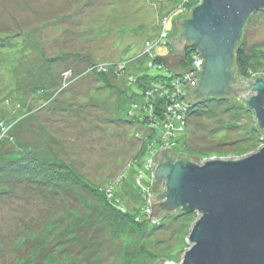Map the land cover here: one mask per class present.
Returning a JSON list of instances; mask_svg holds the SVG:
<instances>
[{
	"label": "rangeland",
	"instance_id": "obj_1",
	"mask_svg": "<svg viewBox=\"0 0 264 264\" xmlns=\"http://www.w3.org/2000/svg\"><path fill=\"white\" fill-rule=\"evenodd\" d=\"M193 6L0 0V264L182 263L199 214L159 223L147 216L159 194L154 155L170 147L204 163L264 144L242 91L233 92L234 103L206 99L191 108L186 94L196 81L186 68L178 85L160 59L175 50L154 43L177 36L176 20ZM245 48L254 72L264 74V10L251 17ZM157 110L171 120L154 129ZM124 170L132 172L127 179Z\"/></svg>",
	"mask_w": 264,
	"mask_h": 264
},
{
	"label": "water",
	"instance_id": "obj_2",
	"mask_svg": "<svg viewBox=\"0 0 264 264\" xmlns=\"http://www.w3.org/2000/svg\"><path fill=\"white\" fill-rule=\"evenodd\" d=\"M260 10H264V0H201L180 24L182 31L172 44L178 51L199 52L203 60V70L190 76H201L197 85L188 84L191 90L196 85L193 99L230 97L234 103L233 92L242 91L240 98L254 111L264 143V78L240 79L231 85L239 77L234 66L236 46L247 22ZM168 56L160 59L175 71ZM254 91L256 95L246 97ZM166 150L172 149L160 150L158 164L154 157L160 151L153 157V176L164 187L163 191L155 183L152 187L159 191L150 198L155 217L177 210L199 214L181 264H264V144L244 157L210 158L204 163L176 159ZM159 261L173 264L164 258Z\"/></svg>",
	"mask_w": 264,
	"mask_h": 264
},
{
	"label": "trees",
	"instance_id": "obj_3",
	"mask_svg": "<svg viewBox=\"0 0 264 264\" xmlns=\"http://www.w3.org/2000/svg\"><path fill=\"white\" fill-rule=\"evenodd\" d=\"M195 2H196V5H195ZM189 3H191V5L194 3V6H193V8L195 7V6H197V4L199 3V0H189ZM193 8H191L190 9V11L188 12V15L187 16H185V17H183V18H181V19H179L178 20V26H179V33L177 34V36H179V34L181 33V31H182V27L180 26V24L183 22V21H185V20H187L190 16H191V11H192V9ZM250 21V20H249ZM248 23L249 22H247V24H246V26H245V28H244V34H243V37H242V40L237 44V46H236V50H235V62H234V66H235V68H236V70H237V73H238V76H240L242 79H245V80H248L249 78H253L254 77V79L256 78V77H258V76H262L263 78H264V76L263 75H258L256 72H254V70H253V65L251 64V59H250V57H249V55H248V52H247V50H246V48H245V35H246V31H247V26H248ZM165 31H168V30H166L165 29ZM177 36H175V37H177ZM175 37H172V36H170V35H167L165 38H163V37H161V38H159L154 44H157V45H159L163 50L165 49V47H167V46H171V48L172 49H174L175 50V55H172L171 57L170 56H168V60H170V58H171V61L172 62H174V64L176 65V71H174V75H173V77H174V79L176 80V83L179 85H181V84H183V80H184V78H186L188 75H190V72L191 71H193L194 70V67H195V65H196V57H199V55H200V53L199 52H197V51H195V50H185V51H178L177 49H176V47L172 44V40H173V38H175ZM189 44H191L192 42H188ZM153 44V43H152ZM147 49H149V46L147 47ZM159 57H167V56H160L159 55ZM249 59H250V61H249ZM188 69L187 70V73H188V75L187 76H184V75H182V72L185 70V69ZM172 73H173V69H172ZM186 75V74H185ZM139 78H142L143 80H145L146 78H144V75L143 76H141V77H139ZM201 80V76H200V74H199V76H198V80L196 81V83L198 84V82ZM250 80V79H249ZM232 83H233V81H232ZM232 83H231V85H232ZM196 84V85H197ZM196 85L195 86H193L192 87V90L196 87ZM192 90H191V93H189V95H191V97H192ZM166 94H167V96H171L170 95V93L167 91V92H165ZM164 93V94H165ZM171 99V98H170ZM206 99H212V100H215V99H213V98H205V99H201V100H194L193 99V97H192V99H191V104H190V106H191V108H193V107H196L195 105H197V104H200V103H202V102H205L206 101ZM224 99V98H223ZM216 100H222V99H216ZM161 111L160 110H157V111H154V113H153V115H152V118L150 119V121L151 122H153V127H154V129H156V128H158V125H157V122H158V120L159 119H163L164 121H165V119H166V117H167V115H165V114H163V113H160ZM181 113H183V112H181ZM170 117V118H169ZM168 119H170L171 120V116H168L167 117ZM128 123H132L131 122V120H128ZM164 132L162 131L161 133H159L158 134V137H160L162 134H163ZM177 133V132H176ZM165 151V150H164ZM171 156H174V157H176V159H181V160H183V161H186V160H192V159H190L188 156H184V155H177L173 150H166ZM163 152V151H162ZM161 153V151L154 157L155 158V160H156V163L158 164V160H157V157H158V155ZM199 160L197 159L196 160V162H198ZM48 165H50V167L52 166V165H56V164H48ZM53 167V166H52ZM55 167V166H54ZM58 167V166H57ZM64 166H61L60 168H57V171L61 174L64 170H62L61 168H63ZM56 168V167H55ZM61 169V170H60ZM65 169V168H64ZM130 169H134V171H136V172H140L142 169L140 168V167H138V166H136V165H134V164H132L131 165V168ZM56 170V169H55ZM61 171V172H60ZM52 172H54V170H51V173ZM73 172V171H72ZM56 173V172H55ZM52 175V174H51ZM62 175V174H61ZM129 175H132V172H130V170H124L123 171V174H122V176H123V179H127L128 177H129ZM56 176H57V174H56ZM56 176H52V178H50V180H56L57 179V177ZM140 177H141V179H146V177H145V175L144 174H140L139 175ZM55 177H56V179H55ZM77 177H79L80 178V176L79 175H77ZM154 180H155V185L157 186V187H163V185H160V184H158V180L156 179V177L154 176V178H153ZM82 182H84V183H86L85 181H83L82 180ZM87 184V183H86ZM88 188L89 187H91L90 185H88L87 186ZM91 188H93V187H91ZM93 190H94V188H93ZM96 195L98 196V197H100V198H102V199H104V200H106L107 198H106V196H105V194H103L102 192H96ZM151 205V211H150V213L152 214V216L151 217H155V216H157V213L154 211V209H153V205H152V203H150ZM173 215H175V216H177V217H185V218H189V217H192L193 216V213H185V212H182L181 210H177V211H175V212H173L172 213ZM147 216H150V214L149 215H147ZM164 216L165 215H159L158 217H155V219H156V221H154V222H157V223H159L163 218H164ZM169 216H171V213L169 214V215H166L165 216V218L166 217H169ZM144 217V216H143ZM143 217H139L138 219H137V222H141L142 221V218ZM145 219V218H144ZM146 221V220H145ZM148 223H150V222H148ZM164 262V261H163ZM163 262H161V264H163Z\"/></svg>",
	"mask_w": 264,
	"mask_h": 264
},
{
	"label": "built area",
	"instance_id": "obj_4",
	"mask_svg": "<svg viewBox=\"0 0 264 264\" xmlns=\"http://www.w3.org/2000/svg\"><path fill=\"white\" fill-rule=\"evenodd\" d=\"M202 62H203L202 59H199L198 57H196V65H195V67H194V70L190 72L189 77L192 76V75L194 74V72H198V71H200V70H203V65L201 64ZM191 78H193L195 81L198 80V76L191 77ZM195 84H196V83H195Z\"/></svg>",
	"mask_w": 264,
	"mask_h": 264
},
{
	"label": "bare ground",
	"instance_id": "obj_5",
	"mask_svg": "<svg viewBox=\"0 0 264 264\" xmlns=\"http://www.w3.org/2000/svg\"><path fill=\"white\" fill-rule=\"evenodd\" d=\"M163 189H164V187H163ZM168 214H170V212ZM168 214H165V215H168Z\"/></svg>",
	"mask_w": 264,
	"mask_h": 264
}]
</instances>
